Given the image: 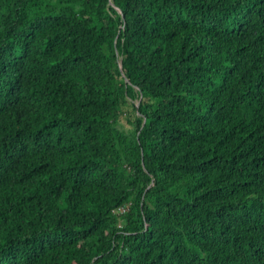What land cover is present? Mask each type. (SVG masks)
<instances>
[{
	"label": "trees",
	"instance_id": "obj_1",
	"mask_svg": "<svg viewBox=\"0 0 264 264\" xmlns=\"http://www.w3.org/2000/svg\"><path fill=\"white\" fill-rule=\"evenodd\" d=\"M0 264H264V0H0Z\"/></svg>",
	"mask_w": 264,
	"mask_h": 264
},
{
	"label": "built area",
	"instance_id": "obj_2",
	"mask_svg": "<svg viewBox=\"0 0 264 264\" xmlns=\"http://www.w3.org/2000/svg\"><path fill=\"white\" fill-rule=\"evenodd\" d=\"M130 204V203H129ZM129 204H126V205H123V206H120L118 207L115 211L118 213V214H123L127 211L128 207H129Z\"/></svg>",
	"mask_w": 264,
	"mask_h": 264
},
{
	"label": "rangeland",
	"instance_id": "obj_3",
	"mask_svg": "<svg viewBox=\"0 0 264 264\" xmlns=\"http://www.w3.org/2000/svg\"><path fill=\"white\" fill-rule=\"evenodd\" d=\"M136 103H137V102H136ZM120 127L123 128V129H126V130L129 129V127H128L126 121H124L123 123H121V124H120ZM127 204H129V203H127ZM130 205H131V203L129 204V207H130ZM129 207H128V209H129ZM128 209H127V210H128Z\"/></svg>",
	"mask_w": 264,
	"mask_h": 264
},
{
	"label": "water",
	"instance_id": "obj_4",
	"mask_svg": "<svg viewBox=\"0 0 264 264\" xmlns=\"http://www.w3.org/2000/svg\"><path fill=\"white\" fill-rule=\"evenodd\" d=\"M120 67H121V72H122V74L124 73V69H123V64H122V61L120 62ZM123 75H125V74H123ZM127 80L129 81V79L127 78ZM140 102H141V99L138 101V103H137V106L139 107V105H140Z\"/></svg>",
	"mask_w": 264,
	"mask_h": 264
}]
</instances>
